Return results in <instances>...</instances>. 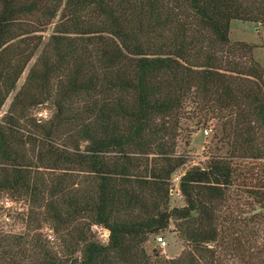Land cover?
<instances>
[{
    "label": "trees",
    "instance_id": "1",
    "mask_svg": "<svg viewBox=\"0 0 264 264\" xmlns=\"http://www.w3.org/2000/svg\"><path fill=\"white\" fill-rule=\"evenodd\" d=\"M232 20L264 23V0H0V112L43 43L36 33L53 24L0 118V194L43 205L79 254L71 263L217 264L222 247L235 264H259L219 220L234 197L264 203L263 73L221 63ZM188 102L229 111L225 152L185 170L184 205L169 208L171 176L186 162L175 147ZM42 104L53 113L37 122L30 111ZM68 167L90 175L88 185L41 176ZM170 220L186 248L152 260L145 243ZM43 264L60 263L47 255Z\"/></svg>",
    "mask_w": 264,
    "mask_h": 264
},
{
    "label": "rangeland",
    "instance_id": "2",
    "mask_svg": "<svg viewBox=\"0 0 264 264\" xmlns=\"http://www.w3.org/2000/svg\"><path fill=\"white\" fill-rule=\"evenodd\" d=\"M33 20V19H31ZM53 24L41 34L43 43L51 34ZM229 42L218 47L221 63L232 60L240 67L258 65L262 68V89L264 88V23H254L244 20H232L230 23ZM245 44V45H244ZM42 45L37 49L35 56L30 60L23 73L19 77L15 89L5 100L0 118L7 111L15 92L25 80L28 69L40 53ZM247 46L251 47L249 51ZM250 52V53H249ZM251 80H255L250 77ZM255 82H257L255 80ZM259 83V82H257ZM260 86V88H261ZM227 109H224L226 111ZM210 112L188 102L181 110L180 126L176 137L175 155H183L186 158L185 165L177 169L171 176L169 191V208L181 207L184 200L176 184L185 170L192 166H203L210 156L220 155L225 152V140L227 130L224 123L227 112ZM224 112V113H223ZM53 113L49 104H42L30 111L37 122L47 120ZM223 113L222 116L220 114ZM228 118V117H227ZM230 119V117H229ZM205 130L208 132L205 133ZM226 133V134H225ZM225 134V135H224ZM258 166V165H257ZM245 170V167L242 171ZM41 176L50 179L52 175L66 174L73 181V188H82L88 185L90 175L68 167L62 170H41ZM260 172V167H254L252 173ZM178 178V180H176ZM233 198V197H231ZM9 200L12 204L6 207L1 200ZM248 199L244 195L233 198L230 206L223 207L220 218L223 216L221 226H231L224 238L237 236L242 239L241 244L246 253L254 255L252 258L259 264H264V203L261 205H248ZM36 209L30 201L23 196H12L3 192L0 194V264H43L45 257H51L60 264H70L75 252L62 241L63 236L53 231L51 223L45 214H42L43 205ZM251 218L250 220H248ZM86 220V219H84ZM82 219V222H85ZM219 225V226H220ZM175 222L170 220L169 228L159 234L150 235L145 243V249L152 260L173 259L178 257L186 248L185 243L178 237L174 230ZM91 234L99 242H105L107 232L102 228L91 227ZM161 236L164 244L157 241ZM216 253L217 264L240 263L236 255L227 253L222 247ZM156 253V256L153 255ZM233 257L234 260L231 258ZM73 258V259H72ZM73 264V263H71Z\"/></svg>",
    "mask_w": 264,
    "mask_h": 264
},
{
    "label": "built area",
    "instance_id": "3",
    "mask_svg": "<svg viewBox=\"0 0 264 264\" xmlns=\"http://www.w3.org/2000/svg\"><path fill=\"white\" fill-rule=\"evenodd\" d=\"M208 131L205 130V133H207ZM176 180H178V178H176ZM176 189L179 190L178 188V184H176ZM1 203H4V205L6 207H10V205L12 204L9 200L5 199V200H1ZM157 241L159 242V244L163 245L164 244V241L162 240V237L161 236H158L157 237Z\"/></svg>",
    "mask_w": 264,
    "mask_h": 264
}]
</instances>
